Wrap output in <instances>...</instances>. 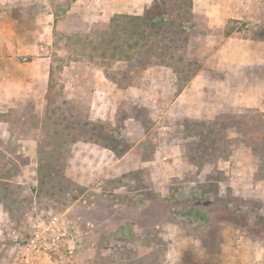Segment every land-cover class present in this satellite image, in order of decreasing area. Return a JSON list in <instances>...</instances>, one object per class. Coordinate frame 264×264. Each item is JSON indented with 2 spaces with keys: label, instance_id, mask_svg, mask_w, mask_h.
I'll use <instances>...</instances> for the list:
<instances>
[{
  "label": "rangeland",
  "instance_id": "obj_1",
  "mask_svg": "<svg viewBox=\"0 0 264 264\" xmlns=\"http://www.w3.org/2000/svg\"><path fill=\"white\" fill-rule=\"evenodd\" d=\"M73 2L0 0L8 30L32 39L0 72V264H20L21 240L53 216L77 264H264V105L174 103L196 60L173 3L149 34L136 16L159 0L77 29ZM249 3L226 27L261 45L249 69L264 77V0Z\"/></svg>",
  "mask_w": 264,
  "mask_h": 264
},
{
  "label": "crops",
  "instance_id": "obj_2",
  "mask_svg": "<svg viewBox=\"0 0 264 264\" xmlns=\"http://www.w3.org/2000/svg\"><path fill=\"white\" fill-rule=\"evenodd\" d=\"M152 0H74L65 20L72 29L80 28L74 21L84 17L86 27L103 14L134 11L141 14ZM250 0H192L191 33L186 42V55L200 65L176 94L174 103L184 100L199 109L193 116L215 113L242 114L264 105V77H257L249 69L261 45L240 37V31L229 28L227 21H239L251 15ZM9 19L0 20V72L8 68L7 54L14 53L19 41L32 40L31 36L8 30ZM11 66L15 63L11 62ZM45 70L48 71V66ZM211 73V78L206 75ZM216 77L212 76L213 74ZM28 76V81H30ZM19 94V92H18ZM17 97V96H16ZM22 97L16 98L21 99ZM264 119V114H263ZM128 154L126 151L120 160ZM119 160V161H120ZM46 260V259H45ZM40 264V263H38Z\"/></svg>",
  "mask_w": 264,
  "mask_h": 264
},
{
  "label": "built area",
  "instance_id": "obj_3",
  "mask_svg": "<svg viewBox=\"0 0 264 264\" xmlns=\"http://www.w3.org/2000/svg\"><path fill=\"white\" fill-rule=\"evenodd\" d=\"M34 228L18 245L21 263L36 264L46 257L50 264H77L75 249L69 244L59 217L41 220ZM7 234H15V230ZM16 239L17 236H14L13 241Z\"/></svg>",
  "mask_w": 264,
  "mask_h": 264
},
{
  "label": "trees",
  "instance_id": "obj_4",
  "mask_svg": "<svg viewBox=\"0 0 264 264\" xmlns=\"http://www.w3.org/2000/svg\"><path fill=\"white\" fill-rule=\"evenodd\" d=\"M156 2V1H155ZM152 4L148 9L144 11L142 15H137L136 17L140 19L144 23V28L147 30V32L150 34H156L161 30L164 23L167 22V20L170 17L169 13L166 11L167 4L173 3L175 10V15L171 18L173 21L175 20L179 26L180 29L178 30L180 33H185L184 36H182L185 44L188 39V33H186V26L182 25L183 22H188L190 24V27L192 26V18L193 14L191 11L192 7V0H159V2ZM181 24V25H180ZM150 31V32H149ZM184 52H186V49L184 48ZM187 59V58H186ZM187 68L191 71L190 75L195 72L198 68H200V65L196 62H194V67L191 66L189 59H187ZM186 76L189 78V76ZM25 264V263H20Z\"/></svg>",
  "mask_w": 264,
  "mask_h": 264
}]
</instances>
